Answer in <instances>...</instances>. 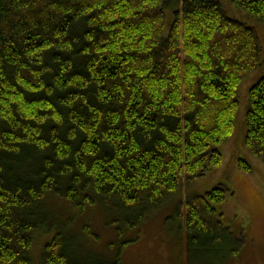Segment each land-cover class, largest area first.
Returning a JSON list of instances; mask_svg holds the SVG:
<instances>
[{"label": "trees", "instance_id": "1", "mask_svg": "<svg viewBox=\"0 0 264 264\" xmlns=\"http://www.w3.org/2000/svg\"><path fill=\"white\" fill-rule=\"evenodd\" d=\"M221 3L0 0V264H33L38 232L37 264H121L130 242L98 256L88 225L70 233L49 206L111 214L117 238L138 229L221 166L252 75L243 145L264 161V0H229L242 20ZM226 195L187 198L189 261L237 256L215 210Z\"/></svg>", "mask_w": 264, "mask_h": 264}, {"label": "rangeland", "instance_id": "2", "mask_svg": "<svg viewBox=\"0 0 264 264\" xmlns=\"http://www.w3.org/2000/svg\"><path fill=\"white\" fill-rule=\"evenodd\" d=\"M221 2L229 16L242 20L239 13L229 4V0H221ZM249 24L253 25L252 22ZM260 62H263V58ZM261 72L263 71L258 73ZM255 77L252 75L247 78L239 93L233 135L228 144L219 148L222 157L221 166L206 173L190 186L183 185L180 192L173 195L171 201L164 203V206L150 214L138 229L123 233L121 238H117L115 236L117 230L113 227L116 224L111 223V220H114L111 214L104 216L101 211L93 210L77 215L73 208L55 204L49 206V211L54 217L63 219L57 215H64L66 218L64 221L70 220L71 228L66 229L70 233H73V229L77 232L83 224L88 225L90 232L99 238V242L92 245L93 253L98 256L107 258L109 254L112 255L107 249L108 246L115 253L117 250L120 251L123 244L130 242L121 250V264H264V161L251 157L243 145L246 93ZM238 160L247 164L249 172H241ZM218 186L225 188L227 195L225 201L214 208L218 215L217 221L223 228L229 229L227 233L230 234L233 247L236 250L240 247V250L236 257L227 255L222 263L221 258L212 253L200 259L191 255L189 261L187 251L185 256L187 246L182 230L185 202L189 197L204 195ZM33 238L34 247L31 256L33 264H37L43 245L51 239V236L38 232ZM82 241L87 242L88 239L83 236Z\"/></svg>", "mask_w": 264, "mask_h": 264}]
</instances>
